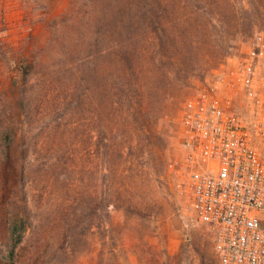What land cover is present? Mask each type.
<instances>
[{
  "label": "rangeland",
  "instance_id": "1",
  "mask_svg": "<svg viewBox=\"0 0 264 264\" xmlns=\"http://www.w3.org/2000/svg\"><path fill=\"white\" fill-rule=\"evenodd\" d=\"M93 1L101 8H109L111 13L114 5L118 4V11L127 5L126 0ZM233 1L234 14L230 12L231 7L223 5V18L232 23L246 21L244 10L249 7L246 0L244 7L242 0ZM188 8L193 9L194 5L189 4ZM132 13L124 10L125 19ZM253 21L256 27L252 34L239 40L236 37L234 46L227 47L228 53L221 60L213 51L218 44L214 36L203 43L202 38L194 37L199 45L192 51L177 54L184 68L189 67L185 69L186 74L172 71L169 66L156 69L149 55L142 59L145 71L141 78L146 99L140 110L144 113L135 112V115L138 114L141 125L151 126L155 131L143 133L138 130L141 125L136 124L134 117L125 113L130 107L125 102L119 109L120 117L118 112L110 115L108 87H116L111 79L115 66L109 65L110 62L101 70L106 84L99 91L97 102L79 106L71 96L78 89L73 90L72 75L66 70L70 63L77 65L78 58L90 52L88 38L96 27L88 0H0V40L14 50L17 60H39L33 69L35 80L28 91L25 109L28 114L20 109L26 115L23 119L32 122L31 135L41 142L44 149L41 152L54 153L56 143L61 142L67 151L78 153L83 167L82 215L73 214L71 199L62 185H53L43 200H49V206L44 207L46 202L40 207L37 229L29 232L20 246L18 263L220 264L211 233L178 195L169 166L178 163L186 153L179 124L183 103L227 57L247 50L255 33L264 32V10ZM10 73L9 60L0 55V105L16 102L21 108L18 92L11 89ZM87 86L83 83L79 92L86 91ZM140 99H135L133 108H139ZM114 125V146L109 141L112 153L105 156L103 130ZM121 146L122 155L119 154ZM5 151L0 136V240L6 235ZM131 166L138 171L121 172ZM105 167L116 168V175L112 177ZM59 181L64 180L61 177ZM110 181H114L117 193L112 197L117 208L111 209V225L102 217L101 207L103 191ZM52 182L58 183L54 179ZM10 184L13 185V178ZM39 187L33 185L32 194L35 203L42 204ZM70 245L73 250L62 254Z\"/></svg>",
  "mask_w": 264,
  "mask_h": 264
},
{
  "label": "trees",
  "instance_id": "2",
  "mask_svg": "<svg viewBox=\"0 0 264 264\" xmlns=\"http://www.w3.org/2000/svg\"><path fill=\"white\" fill-rule=\"evenodd\" d=\"M243 1L245 0H242V7L245 5ZM126 2L125 8H120L119 11L118 4L114 5V14L109 8H101L95 1L88 0L89 13L94 15L96 26L92 27L91 38H88L90 52L79 57L77 65L70 63L66 72L72 75L73 90L78 89L71 93L73 100L77 105L84 106L91 101L99 100L101 94L99 91L104 89L106 84L102 81V67L108 62H110L109 65L113 64L115 70L111 73V79L116 83V87L111 85L108 87L110 115L115 116L116 112L119 114V109L125 102L130 106L125 113L129 117H134L132 119L139 126L141 123L137 121L138 114L135 115V112L144 113L140 110L143 109V101L146 99L141 78L145 71L142 64L143 58L149 55L150 62L156 69L169 66L172 71L180 73L184 71L186 74L188 72L185 69L189 67L184 68L178 56L181 52L186 53L195 49L199 45L200 38L203 43L214 36L218 44L214 46L213 51L217 59L221 60L228 53L227 47L234 46L232 44L236 41V37L239 40L252 34L256 27L253 18L259 14L260 10H264L262 0H246L249 6L244 10L246 21L232 23L223 18L225 15H223L222 6L231 7L230 12L234 14L233 0H126ZM141 3L143 5H140ZM189 4H193L195 9L188 8ZM131 5L132 8L127 7ZM124 10H132L133 13L125 19ZM112 14H114L113 17ZM201 16H204V19H199ZM0 55L9 60L11 89L18 92L20 96L18 104L21 106L18 108L16 102H10L6 106L0 105V136L6 150L4 160L7 161V168H5L7 180L4 184L6 235L4 240H0V264H20L17 261L20 246L28 233L37 229L38 219L41 217L42 208L40 207L47 202L44 206L47 208L49 200H43L47 199L44 197L53 185H62L71 199L70 207L73 214L82 215L80 210L84 186L83 167L78 153H73L70 149L67 151L61 142L56 143L57 148L54 153L50 150H47V153L41 152L44 150L41 142L31 135L32 122L23 119L26 115H22L20 109L24 111L26 109L28 91L32 85L31 82L35 80L33 69L39 60L37 62L28 58L17 60L14 57V50L2 40H0ZM83 83L88 84L87 90L79 92ZM138 97L141 98L139 108H133L132 105ZM132 108L134 111L131 110ZM25 112L28 114V111ZM118 116L120 117L121 114ZM115 128L114 125L103 130V134H106L103 136L105 156L112 153L109 141L112 142L115 137L113 134ZM138 130L143 133L155 132L151 126L146 125H141ZM122 153L121 146L119 154L122 155ZM96 165L98 166L99 163L97 162ZM104 169L108 170L112 177L116 175V168L105 167ZM56 171H58L57 175ZM124 171L134 173L138 169L131 166L121 172ZM61 177L64 180L62 183L59 181ZM12 178L13 185L10 184ZM51 179L58 183H51ZM35 184L40 186L42 204L35 203L33 199L32 190ZM114 187V181H110L107 189L103 191L104 198L101 201L102 217H106V223L110 225L112 224L111 209L117 208L112 199L117 194ZM72 250L70 245L62 254ZM56 264L75 263L56 261Z\"/></svg>",
  "mask_w": 264,
  "mask_h": 264
},
{
  "label": "built area",
  "instance_id": "3",
  "mask_svg": "<svg viewBox=\"0 0 264 264\" xmlns=\"http://www.w3.org/2000/svg\"><path fill=\"white\" fill-rule=\"evenodd\" d=\"M186 153L169 169L220 264H264V32L182 105Z\"/></svg>",
  "mask_w": 264,
  "mask_h": 264
}]
</instances>
